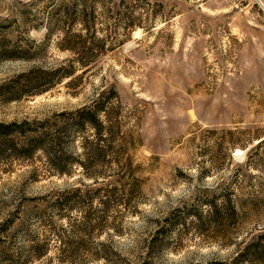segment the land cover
<instances>
[{
  "label": "rangeland",
  "instance_id": "obj_1",
  "mask_svg": "<svg viewBox=\"0 0 264 264\" xmlns=\"http://www.w3.org/2000/svg\"><path fill=\"white\" fill-rule=\"evenodd\" d=\"M51 1L62 0H0V22L20 19L30 9L32 13L26 22H14L9 37L46 42V27L31 26L46 16ZM104 4L111 40L125 42L100 56L75 88L64 81L45 93L0 103V121L80 107L114 86L127 139L125 159H133L141 193L135 196L137 213L127 214L116 202L106 229L94 232L93 240L109 245L113 255L86 264H144L146 240L158 221L175 209L230 190L244 207L239 206V221L226 234L201 233L187 216L186 226L177 228L148 259L149 264L229 262L239 247L264 233V0ZM127 16L135 26L124 28ZM39 54L33 61H0V82L33 65L53 67L72 58L58 47L55 36ZM36 165L16 161L0 171V222L20 201L30 213H18L0 246V264H65L58 262L55 247L41 259L28 257L29 239L50 234V225H43L37 212L46 209L47 219L61 227L65 220L49 204L25 198L64 192L80 186L82 179L78 171L71 177L40 175L35 180L30 172ZM82 188L81 194L87 195ZM86 210L69 211L76 215Z\"/></svg>",
  "mask_w": 264,
  "mask_h": 264
},
{
  "label": "trees",
  "instance_id": "obj_2",
  "mask_svg": "<svg viewBox=\"0 0 264 264\" xmlns=\"http://www.w3.org/2000/svg\"><path fill=\"white\" fill-rule=\"evenodd\" d=\"M105 1H51L46 16L31 26L46 27V42L43 43H36L31 38L19 41L9 37L13 33L14 22L32 17L31 9L26 14L23 12L20 19L0 22V61L36 60L40 48L52 36L57 38L61 50L72 54L71 59L56 66L33 65L1 81L0 103L45 93L64 81L68 88H75L100 56L115 45L123 44L126 39L111 40L112 36L104 24ZM124 25V28H130L136 22L127 16ZM79 70L82 71L78 73ZM120 110V96L112 86L104 88L96 98L80 107L56 110L43 117L0 121V171L8 170L16 161L35 162L37 165L30 172L35 180L40 175L47 178L71 177L78 171L82 179L80 186H72L64 192L25 198L26 202L49 204L56 210L58 219L65 220L66 226L61 227L48 220L46 209L38 211L43 225H50V234L43 239L37 235L29 239L28 257L41 259L53 247L57 251L58 262L65 264H86L92 258L109 260L113 255L109 245L93 240L94 232L99 234L106 229L109 212L116 202L123 204L127 214L137 213L135 196L141 193V182L136 176L133 159L129 156L125 159L127 139L119 119ZM84 179L92 181L86 183ZM82 186L87 188V195L81 194ZM118 192L121 195L116 197ZM233 193L230 190L215 192L210 197H203L198 205L175 209L158 221L146 240L148 259L154 251L165 247L167 239L176 233L177 228L186 226L187 216L194 218L201 233L211 230L226 234L239 221V206L244 207ZM51 194L53 197H49ZM21 205L22 202H18L11 216L0 222V246L4 245L5 236L14 226L18 213L26 217L30 214ZM82 207L87 210L76 215L69 211ZM88 249L89 252H84ZM148 259L145 258L143 263L147 264ZM215 263L264 264V233L239 247L229 262Z\"/></svg>",
  "mask_w": 264,
  "mask_h": 264
},
{
  "label": "bare ground",
  "instance_id": "obj_3",
  "mask_svg": "<svg viewBox=\"0 0 264 264\" xmlns=\"http://www.w3.org/2000/svg\"><path fill=\"white\" fill-rule=\"evenodd\" d=\"M137 33H138V32H137ZM137 33H136V34H137Z\"/></svg>",
  "mask_w": 264,
  "mask_h": 264
}]
</instances>
